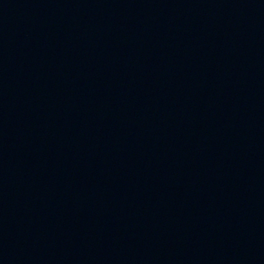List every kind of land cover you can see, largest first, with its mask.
<instances>
[{"label": "water", "instance_id": "1", "mask_svg": "<svg viewBox=\"0 0 264 264\" xmlns=\"http://www.w3.org/2000/svg\"><path fill=\"white\" fill-rule=\"evenodd\" d=\"M77 264H264V243L199 252Z\"/></svg>", "mask_w": 264, "mask_h": 264}]
</instances>
